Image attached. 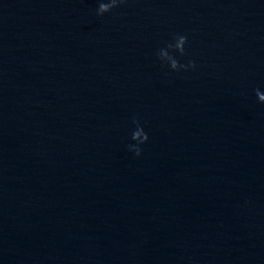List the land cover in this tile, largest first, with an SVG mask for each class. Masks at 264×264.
Listing matches in <instances>:
<instances>
[{"label":"water","instance_id":"1","mask_svg":"<svg viewBox=\"0 0 264 264\" xmlns=\"http://www.w3.org/2000/svg\"><path fill=\"white\" fill-rule=\"evenodd\" d=\"M100 2L0 0V264H264V0Z\"/></svg>","mask_w":264,"mask_h":264},{"label":"clouds","instance_id":"2","mask_svg":"<svg viewBox=\"0 0 264 264\" xmlns=\"http://www.w3.org/2000/svg\"><path fill=\"white\" fill-rule=\"evenodd\" d=\"M126 0H101L99 7L97 9V15L103 16L105 13H110L113 9L119 7L121 4L125 3ZM188 43V37L186 35H177L175 37V43H169L167 48H162L158 52V57L161 61L165 62L166 65H170L172 70L179 71L180 69L188 70L189 68L195 69V61H189L188 64H181L174 55L171 54L173 51H178L181 55H186L185 45ZM256 94L260 102L264 103V92L257 89ZM133 123L136 124L137 128L132 133V139L136 141V144H130L129 150L133 151L136 156L142 154V148L140 145L146 143L149 140L148 134L145 132L144 128L140 125L138 119L134 118Z\"/></svg>","mask_w":264,"mask_h":264}]
</instances>
